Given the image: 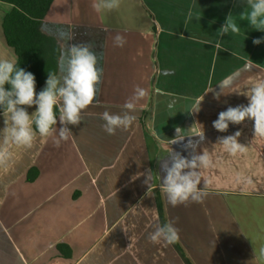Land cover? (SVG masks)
<instances>
[{
  "label": "crops",
  "instance_id": "1",
  "mask_svg": "<svg viewBox=\"0 0 264 264\" xmlns=\"http://www.w3.org/2000/svg\"><path fill=\"white\" fill-rule=\"evenodd\" d=\"M99 2L56 0L42 21L59 48L58 74L67 46L90 43L103 76L67 141L57 147L37 135L31 149L13 146L12 161L0 167V264H264V138L254 137L251 120L226 132L213 127L221 111L247 105L243 94L264 79V31L240 20L245 0H120L118 9L98 12ZM1 4L2 24L11 6ZM230 12L241 31L221 36ZM0 28L2 55L16 59ZM116 33L127 41L122 48L113 45ZM137 85L148 95L136 120L108 135L100 117L122 115ZM177 127L186 137L172 144ZM238 130L247 150L232 156L218 138ZM202 131L196 151L213 160L202 171L208 195L172 207L158 161L170 163L171 150L188 157L184 145ZM163 220L179 229L177 243L148 239Z\"/></svg>",
  "mask_w": 264,
  "mask_h": 264
},
{
  "label": "clouds",
  "instance_id": "2",
  "mask_svg": "<svg viewBox=\"0 0 264 264\" xmlns=\"http://www.w3.org/2000/svg\"><path fill=\"white\" fill-rule=\"evenodd\" d=\"M248 10L239 15L240 20H246L248 26L255 30L264 31V0H245ZM120 7V0H100L93 4L96 11H113ZM200 19V17H196ZM241 29L230 12L224 24L217 31L221 36L230 32L238 35ZM68 35V39H72ZM126 39L121 33L113 37L115 47H124ZM261 39H254V44H260ZM17 60L11 58L0 59V110L4 117V128L0 130V167H8L13 159L12 147L31 149L37 138H51L59 147L61 141H67L72 134L69 125L78 126L83 121V112L96 101L98 85L102 81L103 68L99 66V56L90 43L71 44L66 47L60 57V72H48L46 86L38 94L36 92V78L33 73L17 66ZM213 90V89H212ZM211 90V91H212ZM147 90L139 85L134 87L133 94L122 105L123 114H111L105 111L100 117L104 123L102 130L108 135H116L117 131H127L136 116L137 104L146 98ZM225 95L220 88L214 98L219 101ZM247 105L229 106L227 110L218 114L213 121V127L219 132H226L229 124L239 125L246 120L253 121L254 137L264 138V79L252 85L246 93ZM204 96L197 102L195 112L200 111V104ZM35 106L36 110L29 114L28 108ZM57 106L59 115H57ZM59 122L60 127H57ZM183 129L176 128V137L171 143L183 141ZM242 132L236 131L232 135L218 138L224 150L232 156L242 154L247 150V144L241 143ZM199 141L189 140L184 145L189 151L188 157L180 152H171L170 163L158 161L163 171L161 189L167 197L169 205L177 207L187 206L189 203H202L208 195L207 181L202 171L213 166L211 155L205 149L198 154L196 149L205 139L204 131L196 134ZM147 173L146 183L150 180ZM203 178L204 187H198ZM148 239L153 243L161 240L167 245L179 241V229L173 223L156 225L149 233ZM264 255V249H261Z\"/></svg>",
  "mask_w": 264,
  "mask_h": 264
},
{
  "label": "trees",
  "instance_id": "3",
  "mask_svg": "<svg viewBox=\"0 0 264 264\" xmlns=\"http://www.w3.org/2000/svg\"><path fill=\"white\" fill-rule=\"evenodd\" d=\"M55 1L0 0L11 6L1 24L5 43L13 50L17 66L34 74L36 90L46 82L48 72L57 73L59 48L53 38L41 31L42 21Z\"/></svg>",
  "mask_w": 264,
  "mask_h": 264
},
{
  "label": "rangeland",
  "instance_id": "4",
  "mask_svg": "<svg viewBox=\"0 0 264 264\" xmlns=\"http://www.w3.org/2000/svg\"><path fill=\"white\" fill-rule=\"evenodd\" d=\"M6 10V6L0 3V27H1V18H2V14L5 12ZM0 34H1V28H0ZM2 58H8L5 55H2V52L0 51V59Z\"/></svg>",
  "mask_w": 264,
  "mask_h": 264
}]
</instances>
